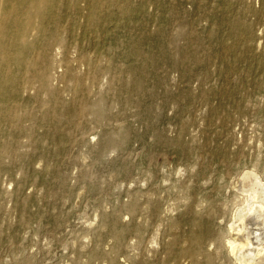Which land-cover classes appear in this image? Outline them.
I'll return each mask as SVG.
<instances>
[{"label":"rangeland","instance_id":"1","mask_svg":"<svg viewBox=\"0 0 264 264\" xmlns=\"http://www.w3.org/2000/svg\"><path fill=\"white\" fill-rule=\"evenodd\" d=\"M252 1L256 7L257 1ZM182 3L179 12L201 42L214 48L219 42H234L231 25L241 13L238 0H182ZM257 4V8L261 7L262 1ZM108 6L116 7L97 12L98 19L93 23L81 15L73 20L76 12L66 6L58 10L68 17L64 20L67 33L61 32L64 42L58 52L55 49L61 41L58 36L45 35L26 43L21 61L15 59L14 45H8L7 52L0 51L1 108L17 104L27 106L28 110L46 111L55 106L56 90L62 92L59 101L78 103L82 99L81 85L75 84L68 71L76 66L89 77L93 73L99 75L96 85L88 80L91 85L88 99L89 103L99 105L103 114L99 119L89 115L84 121L85 129L70 137L64 129L55 130V126L54 134L45 133L51 125L47 121L36 130L31 129V121L24 123L20 141L28 147L18 153L13 152L9 124H0V264H69L96 249L103 236L104 252L119 244L127 257L134 259L139 238L125 231L131 216L121 213L108 233L102 223L118 212L122 204L148 192L153 193L157 202L158 216L151 219L149 227L142 228L141 237L146 241L150 259L166 258L168 245L176 236L185 237L193 230L188 212L194 201L198 202L194 214L199 222L207 205L202 198L224 203L233 194L222 161L228 155L234 159V176L254 174L256 184L253 190H236L226 214L214 219L212 230L224 232L228 225H234L245 227L249 233L251 227L247 222L256 218L254 215H261L264 22L257 25L258 35L251 40L253 56L262 64L255 63V57L251 64L242 62L241 79L238 82L232 79L227 88L219 79L209 87L188 86L177 72L170 74L164 53V49L168 50L166 16L171 2L130 0ZM140 14V20L152 18L154 22L135 21L134 17ZM49 29L56 27L51 25ZM179 48L174 46L175 50ZM136 50L140 53L135 54ZM38 52L44 56L49 53L52 58V87L43 98L38 95L37 85L26 83L25 90L19 93L2 78V70H10L19 77ZM197 69L192 70L201 73ZM202 88L209 93V101ZM8 91L14 94L10 100L5 96ZM220 106L232 114L226 125L220 117L211 115ZM226 131L231 136L229 141ZM114 140L122 143L119 149H105ZM103 147L106 154L102 156L99 149ZM247 193L253 196L247 197ZM240 209L248 211L244 214ZM9 215L14 217L12 225L3 223V218ZM113 232H124L127 244H121ZM188 243L183 240L185 246ZM208 247L212 249L214 244L208 242ZM242 249L233 257L248 261L251 257H264V251L261 256L246 246ZM252 263L256 262L248 264Z\"/></svg>","mask_w":264,"mask_h":264},{"label":"bare ground","instance_id":"2","mask_svg":"<svg viewBox=\"0 0 264 264\" xmlns=\"http://www.w3.org/2000/svg\"><path fill=\"white\" fill-rule=\"evenodd\" d=\"M127 1L130 0H0V51L7 52L10 49L8 45H14L15 59L21 61L24 58L26 43L41 35L53 38L58 36L57 38L61 41L55 49H60V45L64 42V37H62L61 32L67 33L66 30L68 27L65 25L64 20L68 19V17L66 14H63L62 11L59 12L58 10L66 6L75 10V16L71 17L73 20L78 19L81 15V17H85L89 23H93L98 19L97 12H102L109 7H116L108 6L109 4L117 5V3H126ZM143 1L148 2V0ZM168 1L171 2L170 11L167 12L166 16L168 29L166 48L168 50L164 49V53L166 54V61L168 62L170 74L177 72L188 86L197 84L199 87H209V84L219 79L221 85L227 88L231 81L234 80L238 82L241 79L240 64L248 61L249 64H251L250 60L255 57L253 56V44L251 40L258 35L257 25L260 22H264V0H261L262 5L261 7L259 6V8H257L258 0H256V7L252 0H238L241 6V13L235 18L233 21L234 23L232 22L231 25V37L234 39V42L232 44L219 42L216 48L201 42L198 37L196 38L194 31L189 27L190 25L184 21L185 18L181 16L182 13L179 12L182 10L183 6L182 0ZM110 15L111 14L107 17H110ZM141 15L142 14L134 17V20L137 22L143 21L145 24L154 22L152 18L140 20L139 18ZM143 17H145L144 14ZM51 25L55 26L56 29L50 30L49 26ZM58 31H60L59 34L57 33ZM140 35H142V33H140L139 36ZM257 43L260 46V38ZM174 46H180L179 50H175ZM139 53L138 50L135 51V54ZM255 59V63L262 64L259 58L255 57ZM50 60H52V58L49 53H46L44 56L43 52H41L33 58L31 64L28 66V70L21 71L19 77L12 75L13 73L10 70H2V78L13 90L16 89L19 93L25 90L26 83L37 85L39 88L38 95L40 98H43L47 90L52 87L51 78L53 70H50L52 66ZM153 63L157 65V61L154 60ZM193 67H197V70L201 73L192 70ZM199 67H202V69L199 70ZM68 71L75 84L81 85L82 99L78 103L66 104L65 102L59 101L62 92L56 90L54 91V96L56 98L55 106L53 104L52 108L46 111L44 109L28 110L26 109L27 106L21 107L17 104L0 107V124L8 123L11 128L14 153H18V150H23L24 147H28L20 141V133L24 123L31 121V129L36 130L47 121L51 125L45 133L52 132L54 134L55 126V130L64 129L70 137L76 136L78 132L85 129L86 122L84 121L89 115L93 114L92 116L94 119L102 117L103 114L101 113L102 111L99 105L89 103L88 99V94L90 93L89 89L91 87V85L88 84V80H91L93 84L96 85L99 75L93 73L89 77L87 72L79 70L76 66H71ZM202 71L205 73H202ZM240 87L243 86L241 85ZM202 89L206 101H209V93L204 90L205 88ZM209 90L210 89H208V91ZM224 91L227 95L231 96L229 92L226 90ZM12 92L13 91H8L6 93L5 96H7L8 100L13 98L14 94ZM49 94H51V92H49ZM1 96L2 94L0 93V97ZM237 105L239 106L238 103ZM54 107L57 109V113L54 111ZM222 108L220 110H212L211 115L213 117H220L224 125H226L232 117V114L227 108ZM44 115L46 118L43 117ZM70 116L72 119H70ZM73 118H77V120H73ZM226 133V139L229 141L231 136L228 131H226ZM114 142L115 140L110 141L105 149H119L122 143ZM181 149L184 151L183 147ZM184 152H186V150ZM99 153L102 156L106 154L104 147L99 149ZM82 160L85 161L87 159L82 158ZM222 161L226 171V182L233 191V194L231 193L229 198L231 201L227 199L224 203H219L217 200L213 201L202 198L201 201L207 202V205L204 215L199 222L196 220L197 218L194 214V207L196 208V206H198V202L194 201L188 212V219L192 224L193 230L185 237L176 236L174 241L168 245V257L150 259V256H148L150 251L146 248V241L141 237L142 228L149 227L151 219L158 216L157 202L153 199V193L148 192L145 195L132 198L131 202L128 204H122L118 212L108 216V218L103 221L104 223H102V227L105 231L107 230L106 233H108L113 229V225L119 219L121 213H127L131 216L132 221L129 226L126 227L125 231L139 238V244L134 248L135 252L137 251L133 256L134 259L128 258L125 251L122 250V245L120 246L119 244L114 246L110 252H104L103 244L105 236H103V239L98 242L99 244H97L96 249H93L84 256L76 257L69 264H237V261L246 262L247 264L249 262L264 264V257L261 258L260 256H258L260 259L251 257V261H248V259L244 260L243 257L237 258V255L235 256L236 258L233 257L238 250H241L243 247L245 248V246L248 247L251 252H255L254 254L256 255L264 251V206L261 208V215H254L256 218L252 217V220L249 218L250 220L247 222L250 224L249 227H251V229L249 228V233H247L245 227H241L240 225L239 228H237L236 225V228H234V225H228L229 228L219 233L213 231L211 228L215 218L226 214L230 203L236 196V190H239V192L240 190H250L251 188L253 190L256 180L254 174L236 178L233 174L232 166L234 159L232 156H225L222 158ZM90 177L91 176H89V178ZM261 189L263 190L264 188L262 187ZM82 192L83 191L80 193ZM248 195L247 197L253 196ZM253 198H256V196ZM245 199L246 198H244V200ZM235 201L237 200L235 199ZM258 206L262 205L259 204ZM246 207H244V209H246ZM251 208L249 209L252 210ZM256 208L254 210H256ZM250 210L249 212H251ZM240 211L244 210L240 209ZM247 211H244V214ZM259 212H257V214ZM13 218V215H9L7 218H3V223L12 225L14 221ZM230 230L233 231L230 232ZM113 233L114 237L120 240L121 244H127V240L124 238V232ZM183 240L189 241L188 246L183 244ZM208 242L214 244L212 249H209ZM122 257L124 261L120 260Z\"/></svg>","mask_w":264,"mask_h":264}]
</instances>
